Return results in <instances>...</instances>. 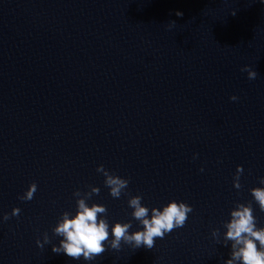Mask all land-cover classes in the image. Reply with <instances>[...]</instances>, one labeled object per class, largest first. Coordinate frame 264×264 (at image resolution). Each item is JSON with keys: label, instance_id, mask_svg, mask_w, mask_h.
<instances>
[{"label": "water", "instance_id": "water-1", "mask_svg": "<svg viewBox=\"0 0 264 264\" xmlns=\"http://www.w3.org/2000/svg\"><path fill=\"white\" fill-rule=\"evenodd\" d=\"M170 0H0V261L78 155ZM32 182L31 201L18 197ZM19 207V217L3 215Z\"/></svg>", "mask_w": 264, "mask_h": 264}, {"label": "clouds", "instance_id": "clouds-1", "mask_svg": "<svg viewBox=\"0 0 264 264\" xmlns=\"http://www.w3.org/2000/svg\"><path fill=\"white\" fill-rule=\"evenodd\" d=\"M235 14V11L233 12ZM177 16H182L183 12L177 10ZM176 22L171 21L170 26ZM242 72H247L248 79L254 80L258 73L250 65L241 68ZM235 101L236 95L230 97ZM198 156V154H196ZM194 158H196L194 156ZM204 171L203 167L200 169ZM97 172L105 177L104 185L109 189V194L114 199H119L122 195H128V207L132 209L127 222L116 221L111 226L108 219V208L103 203L92 202L94 195H99V186L90 185L87 191L76 189L73 196L76 198V211H64L57 224L52 228L55 236L61 237L58 244H52L54 253H64L73 260L94 261L102 256L110 247L119 251L122 244L129 245L133 250L140 247L153 249L156 239H163L166 234L177 228H183L188 220L189 213L193 212V206L185 201L171 200L161 207H151L144 204L143 195H131L128 193L129 178L120 176L107 169L103 164L97 167ZM244 172L243 165H237L233 178V186L240 190L243 185L241 176ZM259 184L264 185V176L258 178ZM38 189L36 182H32L24 194L18 198L22 201H31ZM252 200L249 202L237 201L230 211V219L223 222L226 232L221 233L220 228L212 229V237L218 244L228 246L231 242L230 257L225 264H264V227L257 226V217L254 214L253 202L258 205L259 210L264 212V186H257L250 189ZM21 209L15 207L12 212L5 213L3 220L7 221L12 216L19 217ZM151 213V214H150ZM133 220L142 227L135 231H130ZM37 245L43 249L46 244H51V237L47 232L43 234V239L37 238Z\"/></svg>", "mask_w": 264, "mask_h": 264}]
</instances>
